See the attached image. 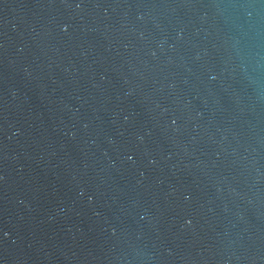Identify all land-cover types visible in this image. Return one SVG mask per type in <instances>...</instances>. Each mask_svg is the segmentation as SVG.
<instances>
[{
  "label": "water",
  "instance_id": "water-1",
  "mask_svg": "<svg viewBox=\"0 0 264 264\" xmlns=\"http://www.w3.org/2000/svg\"><path fill=\"white\" fill-rule=\"evenodd\" d=\"M0 264H264V0H0Z\"/></svg>",
  "mask_w": 264,
  "mask_h": 264
}]
</instances>
